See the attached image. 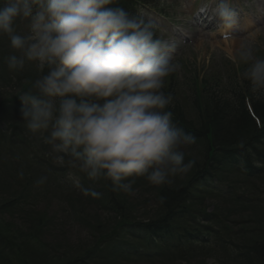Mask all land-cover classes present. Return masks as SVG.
Returning a JSON list of instances; mask_svg holds the SVG:
<instances>
[{
    "label": "trees",
    "instance_id": "trees-1",
    "mask_svg": "<svg viewBox=\"0 0 264 264\" xmlns=\"http://www.w3.org/2000/svg\"><path fill=\"white\" fill-rule=\"evenodd\" d=\"M142 1L147 0H117L111 7L135 16ZM11 54L10 41L0 35V264H208L210 259L264 264V99L254 98L249 83L239 77L243 66L227 74L225 84L213 79L207 83L211 86L203 85L204 105L195 103L194 116L188 117L179 103L166 109L195 138L197 154L189 160L196 163L186 177L152 189L156 204L146 209L134 206L129 194L113 192L109 181L90 180L67 159L64 167L76 169L81 185L102 196L85 197L59 184L54 176L66 169L54 165L44 135H31L19 121V96L46 69L28 62L22 70H9L5 57ZM42 175L47 182L35 186ZM53 195L73 221L96 222L88 226L97 232L92 246L81 250L53 243L59 220L48 206L41 209ZM210 201L218 204L211 212ZM131 247L135 257L125 256Z\"/></svg>",
    "mask_w": 264,
    "mask_h": 264
},
{
    "label": "clouds",
    "instance_id": "clouds-1",
    "mask_svg": "<svg viewBox=\"0 0 264 264\" xmlns=\"http://www.w3.org/2000/svg\"><path fill=\"white\" fill-rule=\"evenodd\" d=\"M117 0H0V35L15 54L9 70L34 62L46 71L19 96L26 129L44 134L55 160L65 159L92 181L111 183L113 192L134 195L143 177L163 186L188 174L186 146L195 138L173 122V95L166 78L180 68L177 43L157 35L156 24L130 15ZM213 0H205L203 10ZM226 37L237 23L233 0H217L214 9ZM18 22L25 25L18 31ZM233 60L243 65L240 78L256 99H264V59L251 42L241 43ZM21 169L18 178L24 179ZM48 180L42 175L35 186ZM85 197L102 193L75 181ZM160 197V203L165 202Z\"/></svg>",
    "mask_w": 264,
    "mask_h": 264
},
{
    "label": "rangeland",
    "instance_id": "rangeland-1",
    "mask_svg": "<svg viewBox=\"0 0 264 264\" xmlns=\"http://www.w3.org/2000/svg\"><path fill=\"white\" fill-rule=\"evenodd\" d=\"M160 2L165 7V13L173 16L172 20H164L163 23H159L164 27L161 30L165 38L168 36L167 39H173L177 34L181 41L176 42L174 62L180 65L179 70L175 73L176 77H179L182 91L187 90L193 79L199 74H222L233 64L238 67L233 60V55L234 50L241 43L251 42L254 45L256 56L264 53V0H233L237 23L229 30L228 34L231 38H225V30L219 26L214 12L217 0H213L208 5V11L206 10L205 14H201L204 12L205 0H160ZM211 8L213 11H209ZM181 98V100L185 98L190 106L191 92H183ZM31 135L33 134L31 133ZM194 149L192 146L184 148L185 154H188L185 161L196 157ZM181 177H186V175L175 177L173 180H178ZM155 187L149 184L146 179L144 183L136 180L133 185L134 195H129L130 202L135 203L133 205L137 208H153L156 204V197L151 194V190ZM53 196H55L52 198L53 202L46 200L41 208L43 210L48 206L50 215L56 216L59 220L56 222L60 225L52 231V236L55 237L54 242L51 241L55 244L59 242L63 248L66 243H70L76 249L81 247V250L92 246L96 240L93 238V234H97V232L89 229L88 226H94L96 222L92 218L89 221H73L69 214L63 213L64 207L59 196ZM206 205L210 212L214 206H218L216 202L211 201ZM65 207L69 208L67 202ZM98 221L101 222V219ZM48 239H51L49 235ZM131 264L149 263L136 261ZM208 264H218V262L211 259L208 260Z\"/></svg>",
    "mask_w": 264,
    "mask_h": 264
}]
</instances>
